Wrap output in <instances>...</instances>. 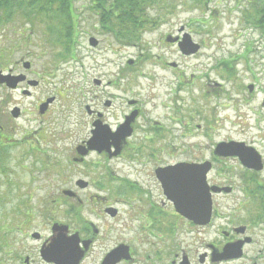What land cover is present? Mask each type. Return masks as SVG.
<instances>
[{
    "label": "flooded vegetation",
    "instance_id": "af4514ba",
    "mask_svg": "<svg viewBox=\"0 0 264 264\" xmlns=\"http://www.w3.org/2000/svg\"><path fill=\"white\" fill-rule=\"evenodd\" d=\"M60 24L40 21L34 27L25 23L30 29H40L44 54L40 57L53 56L55 45L47 29ZM17 25L24 26L22 22ZM9 29L19 35L24 32L15 25L2 31ZM106 29L99 25V33L116 40ZM181 38H176L177 45ZM88 43L91 49L101 46L94 37ZM1 49L0 75L9 79L0 83V167L4 155L17 146L40 165L45 183L35 189L36 195L20 198L18 204L25 207L17 208L12 224L6 226L0 264H264L261 156V163L249 168L238 155L217 152L221 143L233 140L202 148L197 142L199 130L206 140L211 139L208 125L213 122L207 116L205 127L193 126V116L172 118L181 131L174 142L168 141L167 125L144 117L139 101L127 100L128 112L123 113L122 122H110L108 116L118 101V79L107 83L95 79L97 89L82 105L90 119L88 133L68 150L66 164L71 167L60 171L66 188L55 191L50 185L54 160L41 145L50 138L45 140L40 133L52 134L53 108L60 95L48 88L53 71L60 69V59L54 61L52 70H39L27 60L9 65L10 55ZM13 95H18L19 103H14ZM24 100H33V106L25 107ZM29 114L31 119L22 124ZM120 161L131 163L136 174L148 172L151 181L113 172L111 162L117 165ZM80 166L85 173L100 171L102 177L69 181L71 172L82 174ZM200 168L202 174L195 173ZM166 169H175V181L167 179L171 176L163 172ZM11 240L14 247L9 246ZM56 240L61 246L54 250Z\"/></svg>",
    "mask_w": 264,
    "mask_h": 264
},
{
    "label": "rangeland",
    "instance_id": "374dc122",
    "mask_svg": "<svg viewBox=\"0 0 264 264\" xmlns=\"http://www.w3.org/2000/svg\"><path fill=\"white\" fill-rule=\"evenodd\" d=\"M91 4V0H75L74 10L81 17L77 18L74 61L73 54L64 57V47L57 41L53 56L40 57L39 28L16 24L15 28L24 31L23 35L17 30L13 33L11 29L5 32L0 29V54L1 48L7 49L9 65L27 60L39 70L42 67L52 70L54 61L60 59V69L53 71L48 88L60 95L53 108L52 134L40 133L41 138H50L47 142L41 141V145L54 160L50 185L55 191L66 188L60 171L67 172L71 167L66 164L68 150L88 133L90 119L82 105L97 89L95 79L105 83L118 79V101L108 116L110 122H122L123 113L128 112L127 100L139 101L144 117L167 125V137H171L167 140L174 142L181 131L172 124V118L193 116V126L205 127L207 116L213 122L208 125L211 139L206 140L199 130L197 142L202 148L233 140L253 147L264 159V34L247 19L254 15L252 0H210L206 4H197L195 0H162L148 11L156 25L144 31L140 43L131 46L99 33L98 17L89 10ZM185 34L201 45L198 54L186 56L180 52L176 38H183ZM28 36L30 40H24ZM90 37L100 40L101 46L91 49ZM26 45L31 46L26 49ZM37 45L39 48H35ZM228 67L230 72L225 70ZM130 68L132 71H128ZM13 98L14 103H19L18 95ZM75 99L79 101L74 102ZM33 102L24 100V105L30 108ZM31 117L29 114L21 123L26 124L25 120ZM22 152L14 147L4 155L0 167V246L7 238L6 226L12 224L16 209L25 207L18 204L20 198L36 195L35 189L45 183L39 174L40 165ZM200 153L205 155L202 150ZM58 161L65 166H56ZM111 168L133 180L151 181L148 172L136 174V169H131L127 161L117 165L111 162ZM80 170L82 174L71 172L69 181L102 177L100 171L85 173L81 166ZM9 246L14 247L13 240Z\"/></svg>",
    "mask_w": 264,
    "mask_h": 264
},
{
    "label": "trees",
    "instance_id": "16d2710c",
    "mask_svg": "<svg viewBox=\"0 0 264 264\" xmlns=\"http://www.w3.org/2000/svg\"><path fill=\"white\" fill-rule=\"evenodd\" d=\"M161 1L91 0V11L97 15L103 31L108 28L120 44L131 46L140 43L144 31L156 25L148 11ZM209 1L195 0L197 4H206ZM74 6L75 0H0V29L14 26L18 22H22L24 26L26 22H30L34 27L40 21L61 22L59 27L51 26L47 31L53 37V44L59 42L64 47V57H69L74 53L79 28L77 20L80 19ZM251 8L254 15L247 19L264 34V0H252ZM225 70L230 72L229 67Z\"/></svg>",
    "mask_w": 264,
    "mask_h": 264
},
{
    "label": "water",
    "instance_id": "95a60500",
    "mask_svg": "<svg viewBox=\"0 0 264 264\" xmlns=\"http://www.w3.org/2000/svg\"><path fill=\"white\" fill-rule=\"evenodd\" d=\"M93 43V46H96L95 39H91ZM180 51L183 55L189 56L194 55L198 53L200 50V46L196 43H194L190 37V35L185 34L179 43ZM0 83H3L4 80H8L9 78L1 76L0 75ZM9 83V82H8ZM250 89H252V86H250ZM245 144L242 143H222L218 146L217 152L220 155H238L242 161V163L249 168H254L257 164H260V155L256 152L254 148L247 147L243 148ZM163 172H167L168 175L171 176V178L167 177V179L175 181V176L177 175V172L175 169H166L163 170ZM198 172L199 174H202V168L196 170L195 173ZM203 180V179H202ZM61 245H59V241L56 240L53 244L54 250H57Z\"/></svg>",
    "mask_w": 264,
    "mask_h": 264
}]
</instances>
